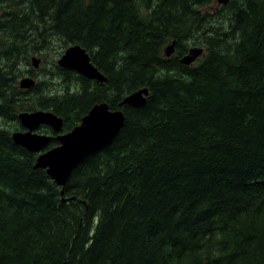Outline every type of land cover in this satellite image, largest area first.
Segmentation results:
<instances>
[{"label":"trees","instance_id":"16d2710c","mask_svg":"<svg viewBox=\"0 0 264 264\" xmlns=\"http://www.w3.org/2000/svg\"><path fill=\"white\" fill-rule=\"evenodd\" d=\"M212 4L0 0V264H264V0L218 7L226 26ZM51 40L84 48L106 81L56 58L41 81L25 65ZM193 47L203 57L181 64ZM145 88L142 107L120 105ZM100 103L123 127L64 188L12 141L21 112L50 111L66 133Z\"/></svg>","mask_w":264,"mask_h":264},{"label":"water","instance_id":"95a60500","mask_svg":"<svg viewBox=\"0 0 264 264\" xmlns=\"http://www.w3.org/2000/svg\"><path fill=\"white\" fill-rule=\"evenodd\" d=\"M230 0H215L218 5H225ZM175 42H171L165 48V57L174 53ZM170 50V52H168ZM204 53L202 48L189 49L179 61L190 66ZM202 54V55H201ZM40 60L31 59L34 69L39 67ZM57 66L64 70L75 72L82 78L97 83H104L106 78L91 63L90 57L79 45L69 46L57 60ZM35 85L30 76H24L19 80V88L29 90ZM148 90H138L123 99L121 106L140 108L146 103ZM18 122L23 131H16L11 138L14 144L31 153L38 154L35 168L46 171L53 184L64 188L72 171L88 156L109 146L124 124L122 110L111 111L107 103L96 104L91 107L81 122L68 133L60 134L55 139L58 146L45 150L51 136L34 132L40 126L49 127L54 133H59L62 128V119L49 111L21 112L18 114Z\"/></svg>","mask_w":264,"mask_h":264},{"label":"rangeland","instance_id":"374dc122","mask_svg":"<svg viewBox=\"0 0 264 264\" xmlns=\"http://www.w3.org/2000/svg\"><path fill=\"white\" fill-rule=\"evenodd\" d=\"M218 7H220V5H218L216 2H215V0H214V4H212L210 7H208L207 8V10L208 11H210V15H211V18H213L214 20H217V21H219V22H221V23H223L225 26L227 25V20H228V11L227 10H222L221 12H218ZM207 10H205V11H207ZM223 24H221V26H220V29H222L223 31L225 30V28L223 27ZM211 25H213V24H207L205 27H210ZM57 41H55L54 42V40H51L50 42H49V44H48V47H46V49L48 50V49H50V50H48L49 51V60L48 61H46V59H44V58H38L41 62H40V69H41V71H40V73H41V75H40V79H41V81H44V80H51V78L52 77H56V76H52L51 74L52 73H54V71H53V69H52V66H51V64H52V59H54V58H56V59H58L59 58V56L58 55H60V52L59 53H56V52H58L59 51V43L57 42ZM198 48H201V47H198ZM46 52V51H45ZM168 52H170V50L168 51ZM203 52H204V49H203ZM54 53H56V54H54ZM63 54V53H62ZM203 54V53H202ZM201 54V55H202ZM171 55H173V54H171ZM61 56V55H60ZM36 58H37V56H35ZM203 57V55L202 56H200V57H198L196 60H199V59H201ZM51 61V62H50ZM197 61H195V63H196ZM31 63H29V65H25L26 67L25 68H28V69H31L32 68V66L30 65ZM48 74H50L51 75V77L48 75ZM26 76V75H25ZM34 81H35V83H36V79L34 78ZM56 81H57V79H53L51 82L52 83H49V87H50V89L52 90V91H56V90H59V85L56 83ZM50 90V91H51ZM69 90H71V88L69 87ZM60 93H61V91H60ZM79 125V124H78ZM19 131H23L22 129L21 130H19ZM38 134H42V135H46V132H42L41 131V128H39L37 131H36ZM64 133V132H63ZM59 134H61V133H59Z\"/></svg>","mask_w":264,"mask_h":264},{"label":"bare ground","instance_id":"6f19581e","mask_svg":"<svg viewBox=\"0 0 264 264\" xmlns=\"http://www.w3.org/2000/svg\"><path fill=\"white\" fill-rule=\"evenodd\" d=\"M198 61V60H197ZM195 64V63H194ZM76 74V73H75ZM96 105V104H95ZM55 115V114H54ZM56 116V115H55ZM59 118V117H58ZM62 124H63V120H62ZM39 128H42V126H40ZM39 128H37L34 132H36ZM121 130V129H120ZM71 131V130H70ZM16 132V131H15ZM120 132V131H119ZM37 133V132H36ZM13 134V133H12ZM119 134V133H118ZM62 193V192H61Z\"/></svg>","mask_w":264,"mask_h":264}]
</instances>
